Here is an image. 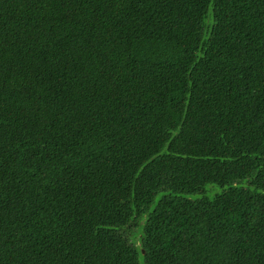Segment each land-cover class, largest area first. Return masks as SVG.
Masks as SVG:
<instances>
[{"label":"trees","instance_id":"16d2710c","mask_svg":"<svg viewBox=\"0 0 264 264\" xmlns=\"http://www.w3.org/2000/svg\"><path fill=\"white\" fill-rule=\"evenodd\" d=\"M0 264H264V0H0Z\"/></svg>","mask_w":264,"mask_h":264},{"label":"rangeland","instance_id":"374dc122","mask_svg":"<svg viewBox=\"0 0 264 264\" xmlns=\"http://www.w3.org/2000/svg\"><path fill=\"white\" fill-rule=\"evenodd\" d=\"M218 190V192H220L221 191V189H217ZM157 200H158V198L156 199V201L155 202H157ZM155 204L156 203H154V206H155ZM154 206L152 207V208H154ZM139 236H134V241L139 245L140 244V242H139Z\"/></svg>","mask_w":264,"mask_h":264}]
</instances>
